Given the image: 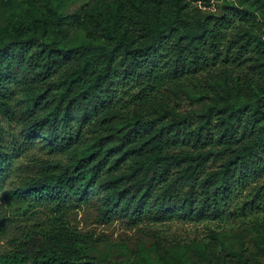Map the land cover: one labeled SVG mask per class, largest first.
<instances>
[{
    "label": "trees",
    "instance_id": "obj_1",
    "mask_svg": "<svg viewBox=\"0 0 264 264\" xmlns=\"http://www.w3.org/2000/svg\"><path fill=\"white\" fill-rule=\"evenodd\" d=\"M13 1L0 0L13 9L0 26V235L5 212L30 225L0 260L101 264L64 221L93 201L101 220L133 225L264 213V0L214 12L197 5L218 0H90L71 14L65 0L24 14ZM37 146L66 162L14 181ZM194 247L198 264H226Z\"/></svg>",
    "mask_w": 264,
    "mask_h": 264
},
{
    "label": "rangeland",
    "instance_id": "obj_2",
    "mask_svg": "<svg viewBox=\"0 0 264 264\" xmlns=\"http://www.w3.org/2000/svg\"><path fill=\"white\" fill-rule=\"evenodd\" d=\"M44 1L14 0L13 7L15 11L24 14L29 9L41 7ZM89 1L65 0V12L71 14ZM229 1L218 0L205 8L200 4L197 6L203 12H214L218 5ZM257 14L259 21L264 22V10ZM12 19V7L1 3L0 26ZM221 73V70H217L212 77L204 75L201 83L191 84L184 91L201 92L204 85L207 87L213 84L222 76ZM12 127L14 133H18L17 123L12 124ZM6 140H10L9 135ZM59 161L65 163L66 157L48 155L37 146L17 160L13 180L35 174L40 166L55 165ZM100 205V202L93 201L88 207L69 211L64 218L71 231L89 239V255L98 263L126 264L137 261L151 264H198L201 258L194 247L197 245L208 253L214 251L220 261L226 264H242L243 261H246V264H264V213L246 217L228 216L223 220L210 222L175 220L133 225L120 216L101 220ZM12 212L13 210L5 212L10 217L12 226L6 235H0V256L10 249L13 235H20L21 231L30 225L24 217L13 215ZM0 264L7 263L0 260Z\"/></svg>",
    "mask_w": 264,
    "mask_h": 264
}]
</instances>
